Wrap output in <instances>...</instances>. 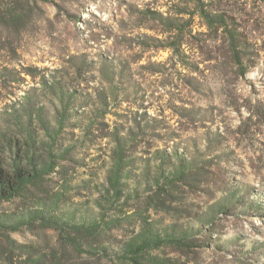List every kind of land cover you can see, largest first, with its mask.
<instances>
[{
    "label": "rangeland",
    "instance_id": "374dc122",
    "mask_svg": "<svg viewBox=\"0 0 264 264\" xmlns=\"http://www.w3.org/2000/svg\"><path fill=\"white\" fill-rule=\"evenodd\" d=\"M202 8L243 35L245 76L225 30L210 27ZM62 115L54 147L67 154L57 171L0 202V264H122L115 253L146 221L159 230L193 225L215 206L223 213L211 245L189 259L264 264V0H0V130L36 135L44 149ZM118 137L133 149L125 196L116 209L105 205L118 227L79 250L64 242L66 231L23 222L52 197L54 214L99 218ZM181 159L208 166V179L161 201L155 180ZM161 252L174 256L171 247Z\"/></svg>",
    "mask_w": 264,
    "mask_h": 264
},
{
    "label": "trees",
    "instance_id": "16d2710c",
    "mask_svg": "<svg viewBox=\"0 0 264 264\" xmlns=\"http://www.w3.org/2000/svg\"><path fill=\"white\" fill-rule=\"evenodd\" d=\"M17 7L20 6L17 5L13 8L17 9ZM201 11L210 27L225 30L229 39L233 62L239 69L240 75L245 76L251 65L249 63L247 67L243 68L245 63L248 62V56L239 51L241 46H244L243 35L237 29L229 27L230 23L227 22L225 15L211 14L203 8ZM11 16L15 21L21 19V16L17 17L18 15L13 13H11ZM172 48L177 56L182 55L178 47L173 45ZM64 127L65 116L62 115L55 132L49 131L51 142L48 144L51 147L44 149L37 146L39 141L36 135L28 133L26 138H22L0 130V202H12L15 199L23 198L32 187L42 184L46 176L57 171L58 161L56 158H64V154H67L58 149L55 150L54 147L58 145L57 134ZM117 139V159L108 175V186H105L108 200L104 201V205L103 202H100L102 213L99 218L91 221H74L72 215H68L69 217L66 218L54 214L59 208V201L52 197L49 201L46 200L41 208L32 211L27 220H23V222L29 223V219L37 218L42 226L66 231V235L61 233L62 238L66 240L64 242L71 243L79 250L83 249L86 240H96L106 231L118 227L120 224L119 218L107 219L105 205L109 206V209H116L118 208L117 202L124 198L125 180L131 174L129 170L131 154H129V151H133V149H130L127 137H118ZM184 160L181 159V163L175 164L166 174L163 172L156 178L154 192L155 196L160 198L161 201L162 197L171 195L176 189H181L182 184L192 186L196 181L208 179V166H199L196 161ZM155 196L147 201L149 207L155 204ZM215 207H217V210L214 209ZM215 207H212L205 219L196 218L197 223L193 225H173L167 229L159 230L151 222L146 221L136 238L123 247L121 253H115L118 261L122 264H195L188 256L191 250L196 247L211 245L213 233L218 230L215 221L219 219L218 216L223 212L221 206ZM21 222L22 219L18 217L12 225ZM0 224H5V222L0 220ZM68 232L69 235H67ZM71 233H74L75 236H70ZM193 235H200L202 239L207 240V243H196ZM165 247H171L174 256L163 254L161 250ZM36 262L41 263L40 260ZM32 263L35 264L34 262L29 264Z\"/></svg>",
    "mask_w": 264,
    "mask_h": 264
}]
</instances>
